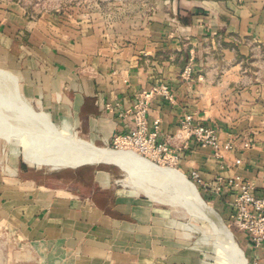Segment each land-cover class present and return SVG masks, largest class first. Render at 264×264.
I'll use <instances>...</instances> for the list:
<instances>
[{
	"label": "crops",
	"instance_id": "1",
	"mask_svg": "<svg viewBox=\"0 0 264 264\" xmlns=\"http://www.w3.org/2000/svg\"><path fill=\"white\" fill-rule=\"evenodd\" d=\"M104 1L38 10L0 0V91L22 95L74 147L97 152L131 132L138 92L166 84L172 101L150 102L148 126L160 119L159 140L177 154L170 166L198 173L208 185L199 189L230 219L233 194L212 192L217 177L240 175L264 191V0ZM186 113L234 148L215 157L190 140L178 149ZM9 139L22 146L9 154L24 160L9 162L8 176L0 167V264H201L170 210L118 178L120 165L37 170L46 160ZM239 242L244 264H264V244L241 232Z\"/></svg>",
	"mask_w": 264,
	"mask_h": 264
},
{
	"label": "rangeland",
	"instance_id": "2",
	"mask_svg": "<svg viewBox=\"0 0 264 264\" xmlns=\"http://www.w3.org/2000/svg\"><path fill=\"white\" fill-rule=\"evenodd\" d=\"M19 1L23 6L33 5L38 10L42 8L46 10H55L56 8H60L63 5L66 6L85 5L84 7H87L91 3L93 4L94 2H101V0H19ZM128 1L134 4L135 2H138L140 0H128ZM0 69L8 71V68L4 66H0ZM19 92H20V88H19ZM0 103H1L0 112H2L4 115L7 114L9 117L11 118L13 117L12 119L16 118L15 120L18 121L20 120L23 122V117L21 116L24 114L25 116H27L26 118L31 123L32 128L38 133H42L46 137L43 140L37 138L34 139L29 135H27L26 133L14 130L10 125L12 124L15 125L14 123L15 120L6 118V120L10 123L9 125L5 120H3L0 117L1 118L0 119V167L2 168V171L4 172L5 176H8L10 173V171L7 170L9 162H13L15 160L17 164H20V162L24 160L23 156L20 153H16V155L9 154L8 152L9 148L12 151L17 150L18 152L22 149V146L18 144H14V140L13 139L10 140L9 136L21 140L25 142V144L28 143V145L30 146L29 148H31L32 146L33 150L35 152H38V154L42 157L43 160H46L41 164L34 163L32 165V167L34 169L37 168V170H42L46 172H56L58 170L62 171V170H75L79 168L82 169L85 166L106 168V166L117 164V162L111 163V162H89V161L80 163L69 160V158L67 159L66 157L63 156H57V157L54 156L55 153L50 152L46 148L47 143L49 141L48 139L51 138L58 139L61 143L67 145H72V143L65 138V136L63 135V133L60 132V130H58L57 128L55 129L52 125H48V129H46V126L44 125L45 123H43L44 122L43 119L42 118L40 119V115L37 114L38 111L40 110H37L32 106H30L31 104L27 102L22 97V95L21 97L19 96L18 100L15 99L14 101L11 102L10 100L8 101L6 99H3L1 100ZM24 105H26V107ZM16 108L17 110L15 112L14 109ZM18 127L20 126L18 125ZM98 147H106L112 150L116 149L113 147L112 141L106 146L100 145ZM4 148L5 151H3ZM129 152L131 153V151ZM149 160L154 162L158 166L162 165L166 167L172 164V162L169 161L167 162L162 159L159 161H155L150 158ZM53 163L56 164L58 168H54ZM118 165H120L123 168L121 170L119 168L117 169L118 178L123 179L125 182H130V183L133 182L139 188L138 191L141 194L150 196L152 199L160 202L164 209L170 210L171 214L175 217L178 226L180 228H183V230L188 234L187 236L189 237L191 246L194 247L196 251H198L201 264H230V262L228 261V257H231L232 259V257L234 258V256H235L234 260L236 259L237 264L238 263L244 264L243 257L241 254L236 255L234 253H231L229 248H227L226 250V248L223 246L226 244V241L223 240V237L220 234H218L216 230L211 228L210 224L206 220L202 219L191 205H189L187 202L186 203L181 202V200L183 201V199L180 195L181 197L180 200L178 195L175 193L174 188L170 187L172 185L171 182L162 179L160 180L150 173H141L139 169L133 170L128 164L125 163ZM184 179L193 182L194 185L196 186L198 194L205 201V203L208 204L215 212L219 214L225 226L228 228V233H229L228 243L231 245L232 242L234 243V245L238 246L242 250L244 257L246 258L243 247L239 242V233L241 231L238 229V227L229 218H224L217 211V209L208 200L207 196L204 195L203 192L199 189V185L197 184V182H195L194 179L190 178L189 176L184 177ZM194 194L198 199V194H196L195 192ZM168 195H171L170 198H167ZM204 232H206L207 238L205 237L206 235L204 234ZM246 264H248V261L246 262Z\"/></svg>",
	"mask_w": 264,
	"mask_h": 264
},
{
	"label": "built area",
	"instance_id": "3",
	"mask_svg": "<svg viewBox=\"0 0 264 264\" xmlns=\"http://www.w3.org/2000/svg\"><path fill=\"white\" fill-rule=\"evenodd\" d=\"M191 70V65H187L181 73L182 77L189 78ZM157 97L172 101V95L166 84H154L137 93L131 112L133 128L130 133L115 135L112 139L113 147L134 150L147 159L151 158L155 161L162 159L175 163L177 161L176 150L170 148L166 142L159 140L160 119L155 118L151 128L148 126L146 116L148 107L150 102ZM174 137L179 141L178 149L187 147L189 141L193 140L200 147L210 149L215 157H221L222 151H230L234 148L232 140L221 141L215 128L201 124L192 113H186L181 117ZM251 146V138H247L242 143L244 149ZM240 162V159L235 160L236 165ZM192 179L204 188H208L198 173L193 172ZM214 183V187L210 188L214 194L219 195L224 190L232 192L230 220L255 248L261 247L264 244V191L257 194L254 183L240 175H233L229 178L217 177Z\"/></svg>",
	"mask_w": 264,
	"mask_h": 264
},
{
	"label": "bare ground",
	"instance_id": "4",
	"mask_svg": "<svg viewBox=\"0 0 264 264\" xmlns=\"http://www.w3.org/2000/svg\"><path fill=\"white\" fill-rule=\"evenodd\" d=\"M14 98H15V96H14ZM3 99L11 101V98L7 94L0 91V102ZM5 106H6V104H5ZM0 108H1V103H0ZM14 110L16 112L17 108ZM0 117L3 120H5L9 125H10V123L6 120V118H9L11 120L16 119V118L12 119L13 117L11 118L7 114L4 115L2 112H0ZM21 117H23V122L20 120L19 121L15 120L16 121V122L14 121L15 125L14 124L10 125L14 130L26 133L27 135H29L30 137H32L34 139L37 138V139L43 140L44 138H46L42 133H38L37 131H35L32 128L31 123L26 118L27 116H25L23 114ZM43 123H45L44 125L46 126V129H48V125H50L49 122L47 123L45 121ZM18 125L20 127H18ZM48 140L49 141L47 143L46 148L50 152L55 153L54 156H56V157L57 156H63V157H66L67 159L69 158V160H72L74 162H80V163L85 162V161H89V162H111V163L117 162V164H124L125 163V164H128L133 170L139 169L141 171V173H150L160 180L162 179V180H167V181L171 182L172 185L170 187L174 188L175 193L178 195L180 200L182 197L183 201L181 200V202L182 203L187 202L189 205H191L194 208V210L198 213V215L202 219L206 220L210 224V227L213 228L214 230H216L217 233L223 237V240L226 241V244L223 245L226 248V250H227V248H229L231 253H234L236 255L241 254L239 248L236 245H234V243L231 242V245L228 243L229 242V233H228L227 227L224 224H222L221 222L212 219L208 215L207 208L201 202V199L199 197V194H198L196 187L189 180H185L184 179L185 176H183L177 170H175V167H172V166H166L165 167L162 165L158 166L154 162L150 161L149 159L139 155L137 152L130 150V149H125V148L120 149L119 148V149H115V150L114 149L113 150L112 149H106V150L97 151V152L96 151L84 152L82 150L77 149L73 145H67V144L61 143L58 139L51 138ZM129 151H131V153ZM194 192L196 194H198V199H197L196 195L194 194ZM180 195H181V197H180ZM170 196L171 195H168L167 198H170ZM234 258H235V256H234ZM234 258L232 257V259H231V257H228V261L230 262V264H237L236 259L234 260Z\"/></svg>",
	"mask_w": 264,
	"mask_h": 264
},
{
	"label": "water",
	"instance_id": "5",
	"mask_svg": "<svg viewBox=\"0 0 264 264\" xmlns=\"http://www.w3.org/2000/svg\"><path fill=\"white\" fill-rule=\"evenodd\" d=\"M199 197L201 198V196L199 195ZM202 199V198H201ZM203 200V199H202ZM203 202H205L204 200H203ZM214 211V210H213ZM214 213H215V215L217 216V218H218V220H220V222L222 223V224H224V222L222 221V218L219 216V214L217 213V212H215L214 211ZM225 225V224H224Z\"/></svg>",
	"mask_w": 264,
	"mask_h": 264
}]
</instances>
